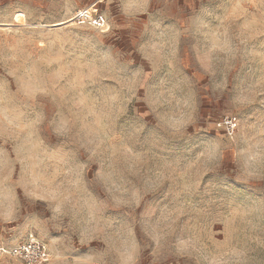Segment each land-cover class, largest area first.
Returning a JSON list of instances; mask_svg holds the SVG:
<instances>
[{"label": "rangeland", "instance_id": "obj_1", "mask_svg": "<svg viewBox=\"0 0 264 264\" xmlns=\"http://www.w3.org/2000/svg\"><path fill=\"white\" fill-rule=\"evenodd\" d=\"M262 32L264 0H0V264L31 238L44 264H264Z\"/></svg>", "mask_w": 264, "mask_h": 264}, {"label": "built area", "instance_id": "obj_2", "mask_svg": "<svg viewBox=\"0 0 264 264\" xmlns=\"http://www.w3.org/2000/svg\"><path fill=\"white\" fill-rule=\"evenodd\" d=\"M77 18H91V13L88 11L80 12ZM99 22H101V20H99ZM238 124V119L236 117H228L217 123V127L233 130L238 127ZM233 125H235V127H233ZM7 253L10 257L21 260L23 264H44L49 259L45 245L35 238H31L19 244L10 249Z\"/></svg>", "mask_w": 264, "mask_h": 264}, {"label": "snow or ice", "instance_id": "obj_3", "mask_svg": "<svg viewBox=\"0 0 264 264\" xmlns=\"http://www.w3.org/2000/svg\"><path fill=\"white\" fill-rule=\"evenodd\" d=\"M142 0H129V8L135 7L138 3H141ZM101 7H103V5H101ZM248 20L251 21L252 23H255V21L252 20V17L249 16ZM241 24L245 23L244 20L240 21ZM251 26V25H249ZM107 31V30H106ZM262 36H264V32L261 33ZM246 102V98L242 99L239 101V104H244ZM233 110H235V108H233ZM233 127H235V125H233ZM210 150L215 152L216 148L215 146H210ZM230 155V153H229ZM249 175L258 179L260 181V186L264 187V168L261 169L260 172H249ZM262 211H264V206H262ZM98 247H102L100 245H97ZM87 250V249H85ZM111 249H107L104 251V253L101 254V256L99 257V264H111V260L106 258L108 257V255L110 254ZM128 258L130 259L131 256L130 254H128ZM145 264H149V261H147V259L145 260Z\"/></svg>", "mask_w": 264, "mask_h": 264}]
</instances>
